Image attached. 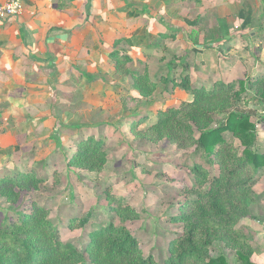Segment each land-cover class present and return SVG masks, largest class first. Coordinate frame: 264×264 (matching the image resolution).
Returning a JSON list of instances; mask_svg holds the SVG:
<instances>
[{
	"label": "rangeland",
	"instance_id": "rangeland-1",
	"mask_svg": "<svg viewBox=\"0 0 264 264\" xmlns=\"http://www.w3.org/2000/svg\"><path fill=\"white\" fill-rule=\"evenodd\" d=\"M245 2L257 11L258 0ZM243 8L242 0L187 4L188 23L182 24V32L174 34V30L159 26L160 33H165H157L151 45L120 44V57L109 56L99 75L86 76L79 67L70 73V79L53 86V98L43 107V124L34 129L30 123L25 137L11 136L6 139V147L0 148V178H16L19 173L34 171L42 180L16 206L29 212L30 203L35 202L47 209L60 241L80 251L90 243L94 232L125 225L144 257L151 256L156 264H165L171 258L172 244L187 228L186 222L178 219L186 214L200 215L193 203L220 176V168L214 156L197 152L191 139L170 140L166 134L173 125L160 130L154 126L159 112L179 109L191 100L190 94L173 86L183 79L206 90L216 89L222 82L239 88L238 83L243 80L248 96L256 95L257 88L250 85L248 78L260 67L258 57L264 54V37L250 42V37L239 35V23L228 30L233 38L229 41L217 31L221 26L227 28V19L232 18L230 22L234 23L237 15L243 16ZM221 17L223 24L218 22ZM192 22L197 24L192 26ZM125 54L133 61L124 63ZM132 73L154 82V92L141 95L135 89ZM97 84L100 86L95 91ZM233 110L255 117L256 151L264 155V103L245 99L236 103ZM224 116L214 114L213 126ZM140 118L146 120L137 125ZM193 136L199 137L196 129ZM223 137L233 142L230 133H223ZM88 139L103 140V155L76 164L72 159L78 143ZM234 142L241 147L238 140ZM251 176L252 172L247 171L243 178ZM259 188L257 184L253 189L249 215L234 226L239 238H248L253 251L254 236L246 224L249 219L253 224L262 221L264 210H256L264 204ZM10 209L0 196V226L7 216L12 218ZM222 212L226 218L215 217L206 208L212 222L202 216L194 220H199L200 231H207L212 241L210 257H223L227 264H242L237 255V235L229 231L230 225L219 226L223 220L234 219V208L223 205ZM184 264L200 263L188 260Z\"/></svg>",
	"mask_w": 264,
	"mask_h": 264
},
{
	"label": "trees",
	"instance_id": "trees-1",
	"mask_svg": "<svg viewBox=\"0 0 264 264\" xmlns=\"http://www.w3.org/2000/svg\"><path fill=\"white\" fill-rule=\"evenodd\" d=\"M196 24L192 22L191 25ZM109 56L118 58L120 52L115 50ZM123 60L129 63L133 58L125 54ZM132 76L135 89L141 95L154 92L155 83L145 78V75L132 73ZM248 79L250 85L257 88L255 96H248L243 80L239 81V88L222 82L216 89L206 90L192 86L189 79H183L173 86L190 94L191 100L185 101L179 109L158 113L155 128L160 130L173 125L166 134L170 140H177V137L191 139L196 145V151L208 157L214 156L220 168V176L193 203L200 215L186 214L178 219L186 222L187 228L184 235L172 244L171 258L165 264H184L188 260L200 264H227L223 257L212 258L208 255L212 241L207 231H200L199 220H194L202 216L212 222L206 208L211 210L213 216L226 218L227 214L222 212L223 205L234 208L235 214L234 219L228 222L223 220L225 222L221 221L219 226L227 228L230 225L229 231L237 235L240 262L256 264L252 261L254 251L248 238L243 235L239 238L234 228L240 218L249 215V207L254 201L253 189L258 183L255 176L264 168V155L256 151L258 134L253 120L255 117L250 113L233 110L236 103L245 99L264 103V74ZM164 82L168 80L164 79ZM214 114H225L216 127L213 126L216 122ZM145 120L140 118L137 125H142ZM195 129L199 133L197 139L193 136ZM226 132L230 133L233 142L223 137ZM234 140H238L241 147L236 146ZM102 147V139L81 141L72 161L77 164L91 157L98 158L103 155ZM240 148H243L241 153ZM247 171L252 172V178H243ZM41 181L34 171L19 173L16 178H0V196L10 204L13 218L7 216L6 222L0 226V264H156L153 257H144L137 240L125 225L94 232L90 243L82 251L62 243L58 228L48 219L47 209L35 202L30 203L29 212L16 206L28 193L37 189Z\"/></svg>",
	"mask_w": 264,
	"mask_h": 264
},
{
	"label": "crops",
	"instance_id": "crops-1",
	"mask_svg": "<svg viewBox=\"0 0 264 264\" xmlns=\"http://www.w3.org/2000/svg\"><path fill=\"white\" fill-rule=\"evenodd\" d=\"M222 1L20 0V16L0 19V148L6 147L11 136L25 137L31 124L34 129L43 124V107L53 98V86L70 79L77 68L81 67L86 76H97L101 66L108 63L109 54L121 50L120 44L151 45L157 33H165H160L159 26L180 33L187 22V4ZM258 1L254 12L249 2L242 0L243 16L237 15L234 23L227 19V30L222 26L217 29L224 34L222 39H233L228 30L238 23L242 30L239 35L250 37V42L264 37V0ZM219 19L223 24L224 17ZM258 60L260 67L250 77L264 74V54ZM257 184L262 187L258 192L264 195V168ZM256 210H264V204ZM258 222L253 224L249 219L246 225L254 236L252 261L264 264V214Z\"/></svg>",
	"mask_w": 264,
	"mask_h": 264
},
{
	"label": "built area",
	"instance_id": "built-area-1",
	"mask_svg": "<svg viewBox=\"0 0 264 264\" xmlns=\"http://www.w3.org/2000/svg\"><path fill=\"white\" fill-rule=\"evenodd\" d=\"M22 11L23 6L20 0H6L0 3V19L2 20L18 17Z\"/></svg>",
	"mask_w": 264,
	"mask_h": 264
}]
</instances>
